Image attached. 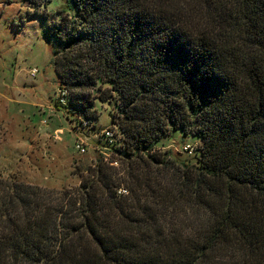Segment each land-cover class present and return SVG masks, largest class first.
Returning <instances> with one entry per match:
<instances>
[{"label":"trees","instance_id":"1","mask_svg":"<svg viewBox=\"0 0 264 264\" xmlns=\"http://www.w3.org/2000/svg\"><path fill=\"white\" fill-rule=\"evenodd\" d=\"M71 4L68 108L89 129L109 85L120 134L75 188L0 183V264H264V0ZM178 131L196 161L157 146Z\"/></svg>","mask_w":264,"mask_h":264},{"label":"rangeland","instance_id":"2","mask_svg":"<svg viewBox=\"0 0 264 264\" xmlns=\"http://www.w3.org/2000/svg\"><path fill=\"white\" fill-rule=\"evenodd\" d=\"M75 14L71 0H0V183L75 188L88 166L110 156L115 142L107 143L101 133L112 127L119 137L113 123L119 114L117 96L104 93L109 85L95 87L97 117L89 129L73 125L57 106L61 82L54 59L62 42L52 36L51 26ZM77 140L86 142L85 153L75 149ZM198 142L178 131L157 146L196 161Z\"/></svg>","mask_w":264,"mask_h":264},{"label":"built area","instance_id":"3","mask_svg":"<svg viewBox=\"0 0 264 264\" xmlns=\"http://www.w3.org/2000/svg\"><path fill=\"white\" fill-rule=\"evenodd\" d=\"M35 74V70L32 72V75ZM58 96V100L59 101L57 103V106L60 107L59 109H62L63 112L65 113V115L67 116L68 119H71V123H73V125H82L84 128H88L89 124L86 120H83L80 117H70L71 113H72V109L68 108V90L60 87L59 88V92L57 94ZM101 136L105 139V141L109 144H113L116 141V132L115 130L111 127V128H107L105 129L102 133ZM190 145H186L184 147L185 150H189L190 149ZM75 149L79 152V153H85L87 148H86V142L83 140H77L75 143ZM115 164V163H114ZM122 193H126L125 190H121ZM120 192V193H121Z\"/></svg>","mask_w":264,"mask_h":264}]
</instances>
